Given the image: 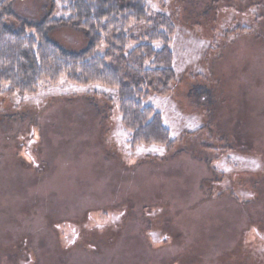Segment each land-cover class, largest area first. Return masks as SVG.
<instances>
[{
    "label": "rangeland",
    "instance_id": "obj_1",
    "mask_svg": "<svg viewBox=\"0 0 264 264\" xmlns=\"http://www.w3.org/2000/svg\"><path fill=\"white\" fill-rule=\"evenodd\" d=\"M161 1L174 81L144 103L170 151L128 143L112 88L0 85V264H264V0ZM49 6L10 10L33 23ZM48 38L86 45L65 25Z\"/></svg>",
    "mask_w": 264,
    "mask_h": 264
},
{
    "label": "trees",
    "instance_id": "obj_2",
    "mask_svg": "<svg viewBox=\"0 0 264 264\" xmlns=\"http://www.w3.org/2000/svg\"><path fill=\"white\" fill-rule=\"evenodd\" d=\"M13 1L0 0V85L8 86V94H32L61 77L75 85L112 88L128 143L172 149L175 141L160 113L144 103L173 87L168 45L175 25L167 14L150 11L148 0H55L63 14L55 18V4L47 0L50 6L32 23L14 18ZM62 25L84 35L81 51L67 52L48 38L49 30Z\"/></svg>",
    "mask_w": 264,
    "mask_h": 264
}]
</instances>
